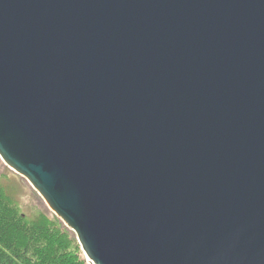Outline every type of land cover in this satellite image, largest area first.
<instances>
[{
    "label": "water",
    "instance_id": "water-1",
    "mask_svg": "<svg viewBox=\"0 0 264 264\" xmlns=\"http://www.w3.org/2000/svg\"><path fill=\"white\" fill-rule=\"evenodd\" d=\"M0 160L89 264H264V0H0Z\"/></svg>",
    "mask_w": 264,
    "mask_h": 264
},
{
    "label": "trees",
    "instance_id": "trees-1",
    "mask_svg": "<svg viewBox=\"0 0 264 264\" xmlns=\"http://www.w3.org/2000/svg\"><path fill=\"white\" fill-rule=\"evenodd\" d=\"M0 264H88L73 234L55 215L23 213L0 185Z\"/></svg>",
    "mask_w": 264,
    "mask_h": 264
},
{
    "label": "rangeland",
    "instance_id": "rangeland-1",
    "mask_svg": "<svg viewBox=\"0 0 264 264\" xmlns=\"http://www.w3.org/2000/svg\"><path fill=\"white\" fill-rule=\"evenodd\" d=\"M0 185L7 187L12 196L18 201L23 213H32L43 209L53 214L29 183L21 176L9 169L0 160ZM54 215V214H53Z\"/></svg>",
    "mask_w": 264,
    "mask_h": 264
}]
</instances>
